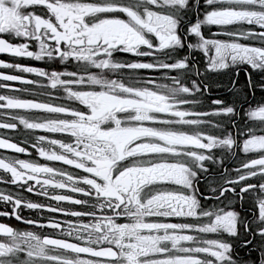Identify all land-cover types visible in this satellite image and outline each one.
<instances>
[{
  "label": "snow or ice",
  "instance_id": "6c2138e0",
  "mask_svg": "<svg viewBox=\"0 0 264 264\" xmlns=\"http://www.w3.org/2000/svg\"><path fill=\"white\" fill-rule=\"evenodd\" d=\"M0 54L52 162L0 155V264H264V0H0Z\"/></svg>",
  "mask_w": 264,
  "mask_h": 264
},
{
  "label": "flooded vegetation",
  "instance_id": "af4514ba",
  "mask_svg": "<svg viewBox=\"0 0 264 264\" xmlns=\"http://www.w3.org/2000/svg\"><path fill=\"white\" fill-rule=\"evenodd\" d=\"M212 30L216 31V27L213 26ZM15 59L16 58H13V57H11V56H9L7 54H0V60H5V61L11 62V61H13ZM18 62L23 63V64H28V65H31V66H35V67H43V68H46V69L56 68V70H62L63 67H64L63 65H60V66L45 65L42 61H34V60H29V59H19ZM69 70H71V69H69ZM0 71L11 73L13 70H11V69H0ZM14 74H21V73H14ZM22 75H26V76H29V78L35 79V77H32L30 74H22ZM7 83L14 84L16 87H20V85L18 83H16V82H7ZM3 91H5V90L0 89V92H3ZM52 91L55 92L56 90H52ZM25 98H29V99H33V98L45 99V97H34V96H27ZM259 99H260V97H259V95H257L256 100H259ZM57 102H59V101H57ZM66 103H71V102H67L66 101ZM5 133H7V136L10 137L13 140V142H18V143L23 138H25L28 135V133L26 131L22 130V126L18 130H16L15 132H12L11 130L0 129V136L5 135ZM36 134L53 135V134H47V133H36ZM22 146L28 147V145H22ZM29 152L31 153V156H27L25 154H16V153L11 152V150L0 149V155L19 156L20 158H24V159H38L39 162H41V163H52V162H46V161H43L42 159H40L37 156L35 150L30 148V147H29ZM57 166H59V165L57 164ZM3 187H4L3 185H0V188H3ZM25 197L28 198V199H33V200H43V198L35 197V196H33L32 194H29V193H25ZM44 202H47V201H44ZM0 207H3V206L0 205ZM22 214L24 216H27V217H30V218H37L35 212L32 211V210L23 209L22 210ZM49 215H56L58 219H64L59 214H48V213H45V219ZM0 223H4L6 225H9V226L13 227L14 229H21V230H26L27 229V230L40 231L39 229H31L30 226L25 225V224L15 220L14 217L11 218V219H9L7 217H0ZM210 236H211V234H210ZM241 251H243V250H241Z\"/></svg>",
  "mask_w": 264,
  "mask_h": 264
},
{
  "label": "trees",
  "instance_id": "16d2710c",
  "mask_svg": "<svg viewBox=\"0 0 264 264\" xmlns=\"http://www.w3.org/2000/svg\"><path fill=\"white\" fill-rule=\"evenodd\" d=\"M126 58H130V57H126ZM143 71V70H142Z\"/></svg>",
  "mask_w": 264,
  "mask_h": 264
}]
</instances>
